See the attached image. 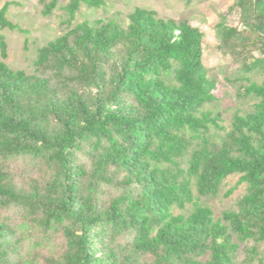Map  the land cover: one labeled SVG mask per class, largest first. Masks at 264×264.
Wrapping results in <instances>:
<instances>
[{
  "label": "trees",
  "instance_id": "1",
  "mask_svg": "<svg viewBox=\"0 0 264 264\" xmlns=\"http://www.w3.org/2000/svg\"><path fill=\"white\" fill-rule=\"evenodd\" d=\"M40 2L66 29L32 73L4 62L0 33V264H264V0H234L216 24L242 63L237 99H256L228 127L206 108L216 81L188 20L135 8L73 24L104 1ZM12 3L0 28L21 30ZM232 175L224 196L244 193L215 217L204 201ZM29 227L41 236L25 248Z\"/></svg>",
  "mask_w": 264,
  "mask_h": 264
},
{
  "label": "rangeland",
  "instance_id": "2",
  "mask_svg": "<svg viewBox=\"0 0 264 264\" xmlns=\"http://www.w3.org/2000/svg\"><path fill=\"white\" fill-rule=\"evenodd\" d=\"M5 1H13L9 6L7 18L17 24L21 30L1 29L7 43V57L4 62L12 69H23L26 73H32L33 62L39 47L60 35L65 29L64 11L61 7L55 8L50 15L41 13L40 0H0V6ZM99 7H89L82 3L76 12L73 24L81 21L94 23L100 18H116L121 21L126 19L128 13L135 8L153 11L157 17L173 19L175 21L186 19L191 25L198 27L203 33L202 62L205 68L210 70V76L216 81L215 94L218 101L208 104L213 112H220L222 124L228 127L231 115L235 111L242 114L250 112L256 99L249 97L237 99L236 91L239 86L238 78L241 76V61L234 55L224 54L218 48L219 36L216 24L221 20L234 0H103ZM67 0H60L61 5ZM227 24L238 25L236 14L233 12L227 16ZM1 60V58H0ZM255 81L260 80V73L253 71L250 74ZM238 175L229 176L217 197L206 199L204 202L210 206L215 217L224 209L233 208L234 203L242 196L245 184L238 185L230 196L224 193L234 186ZM11 214V212H10ZM14 215V216H13ZM15 221L18 215L13 213ZM40 232L32 228L23 231L25 248L32 247V243L40 238ZM264 256V251H263Z\"/></svg>",
  "mask_w": 264,
  "mask_h": 264
}]
</instances>
